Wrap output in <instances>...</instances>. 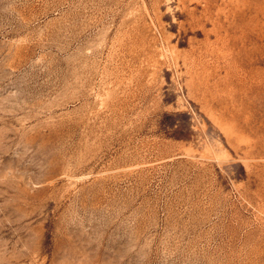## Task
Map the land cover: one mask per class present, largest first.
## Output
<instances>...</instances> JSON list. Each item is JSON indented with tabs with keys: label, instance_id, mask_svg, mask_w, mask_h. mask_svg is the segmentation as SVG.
<instances>
[{
	"label": "rangeland",
	"instance_id": "374dc122",
	"mask_svg": "<svg viewBox=\"0 0 264 264\" xmlns=\"http://www.w3.org/2000/svg\"><path fill=\"white\" fill-rule=\"evenodd\" d=\"M0 264H264V0H0Z\"/></svg>",
	"mask_w": 264,
	"mask_h": 264
}]
</instances>
